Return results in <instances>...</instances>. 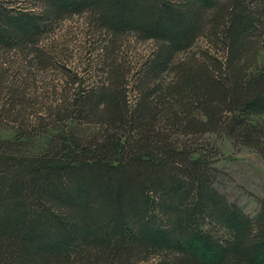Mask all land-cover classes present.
<instances>
[{"label":"trees","instance_id":"1","mask_svg":"<svg viewBox=\"0 0 264 264\" xmlns=\"http://www.w3.org/2000/svg\"><path fill=\"white\" fill-rule=\"evenodd\" d=\"M20 1L0 0V264H264V197L230 201L198 140L264 158V0ZM73 15L99 40L81 75L42 43ZM31 67L67 82L34 121Z\"/></svg>","mask_w":264,"mask_h":264},{"label":"rangeland","instance_id":"2","mask_svg":"<svg viewBox=\"0 0 264 264\" xmlns=\"http://www.w3.org/2000/svg\"><path fill=\"white\" fill-rule=\"evenodd\" d=\"M20 2L24 6L37 7L36 0ZM85 20L83 15H73L53 25L42 42L52 45L55 49L65 48L64 60L67 66L79 71L80 75L84 73L82 71L87 61H96L99 51V40L96 41L88 34ZM149 44L134 42V52H131L130 59L137 58L135 53L144 52ZM258 57L259 62L264 61V40ZM30 70L25 93L26 97L31 98L32 103L27 109L29 112L27 117L34 121L35 114L47 115L49 107L62 101L67 82L54 68L31 67ZM84 76L88 78L86 83L92 82L93 78L86 74ZM11 129L0 126V136L11 135ZM198 140L209 144L214 150L212 161L216 168L215 186L230 201L253 217L259 209V200L264 197V158L254 148L236 143L226 135L207 132Z\"/></svg>","mask_w":264,"mask_h":264}]
</instances>
